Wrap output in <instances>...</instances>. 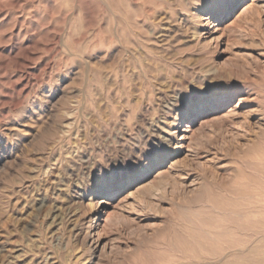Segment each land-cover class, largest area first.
Segmentation results:
<instances>
[{
  "label": "rangeland",
  "instance_id": "rangeland-1",
  "mask_svg": "<svg viewBox=\"0 0 264 264\" xmlns=\"http://www.w3.org/2000/svg\"><path fill=\"white\" fill-rule=\"evenodd\" d=\"M248 2L0 0V264H264Z\"/></svg>",
  "mask_w": 264,
  "mask_h": 264
},
{
  "label": "bare ground",
  "instance_id": "bare-ground-1",
  "mask_svg": "<svg viewBox=\"0 0 264 264\" xmlns=\"http://www.w3.org/2000/svg\"><path fill=\"white\" fill-rule=\"evenodd\" d=\"M264 0H250V3H246L244 6L243 11L248 10L250 8H253L254 6H256L258 3L262 2ZM228 98V95L225 93H218L214 98H210L209 101H204L200 106H198V109H202L203 111L207 109L208 107V103L210 105H222L225 104L226 99ZM197 109V108H196ZM195 113V110L192 111V114ZM189 127V126H188ZM162 172H159V174H161Z\"/></svg>",
  "mask_w": 264,
  "mask_h": 264
},
{
  "label": "snow or ice",
  "instance_id": "snow-or-ice-1",
  "mask_svg": "<svg viewBox=\"0 0 264 264\" xmlns=\"http://www.w3.org/2000/svg\"><path fill=\"white\" fill-rule=\"evenodd\" d=\"M197 2H199V0H197ZM189 102H190V103H196L197 101H196L195 99H192V100H190ZM35 103H36L37 106H39L40 103H42V101L39 100V99H37V100L35 101ZM144 159L150 161V155H149V154H146V155L144 156ZM101 167H102V165H101ZM93 176H94V178H96V179H104V178L119 179L118 177H108V174H107V173H105V177H104V178L95 177V173L93 174Z\"/></svg>",
  "mask_w": 264,
  "mask_h": 264
}]
</instances>
